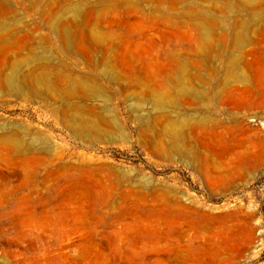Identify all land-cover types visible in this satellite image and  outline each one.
I'll use <instances>...</instances> for the list:
<instances>
[{"label":"rangeland","instance_id":"374dc122","mask_svg":"<svg viewBox=\"0 0 264 264\" xmlns=\"http://www.w3.org/2000/svg\"><path fill=\"white\" fill-rule=\"evenodd\" d=\"M0 264H264V0H0Z\"/></svg>","mask_w":264,"mask_h":264}]
</instances>
